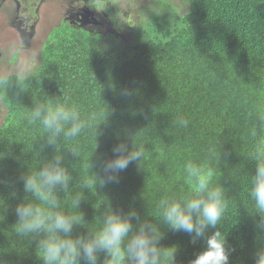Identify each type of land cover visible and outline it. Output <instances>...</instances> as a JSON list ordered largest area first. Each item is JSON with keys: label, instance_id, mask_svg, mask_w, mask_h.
Masks as SVG:
<instances>
[{"label": "trees", "instance_id": "obj_1", "mask_svg": "<svg viewBox=\"0 0 264 264\" xmlns=\"http://www.w3.org/2000/svg\"><path fill=\"white\" fill-rule=\"evenodd\" d=\"M185 1L187 13L167 7L159 19L165 23H150L131 44L62 25L25 87L11 75L0 88L7 109L0 124V264H44L39 243L49 233L18 234L16 209L47 206L25 190V178L57 158L69 180L53 189L52 210L79 217L62 238L90 239L116 214L129 219L133 233L156 229L157 247L173 253L162 264H191L217 231L228 264H256L264 213L250 188L253 148L264 137V0ZM49 102L75 108L85 125L77 136L64 134L71 122L53 138L42 118L32 121ZM122 144L144 155L106 171ZM189 161L214 170L211 186L226 201L221 219L201 237L174 230L159 214L161 200L192 197ZM105 259L98 252L96 264ZM79 264L89 261L81 255Z\"/></svg>", "mask_w": 264, "mask_h": 264}, {"label": "clouds", "instance_id": "obj_2", "mask_svg": "<svg viewBox=\"0 0 264 264\" xmlns=\"http://www.w3.org/2000/svg\"><path fill=\"white\" fill-rule=\"evenodd\" d=\"M88 6L97 10L100 8V0H89ZM112 7L114 6L108 5V11ZM167 11L166 7L164 13ZM116 27L118 26L113 25L111 29L115 34ZM22 63L23 61H20L10 65L7 70L0 71V88L9 84L12 72L16 73L13 75H16L20 87H25L24 80L30 70L27 67L22 68ZM31 118L32 121L42 118L43 127L52 133L53 138L64 132L63 125L69 122L71 127L64 133L68 137L77 136L85 127L79 120L75 108L68 109L62 104L53 105L51 102L47 107L36 108L31 113ZM180 123L187 125L186 120H180ZM117 152L119 155L108 162L106 171L115 173L124 170L131 161L139 160L144 155L142 148L128 152L127 145L123 144L117 148ZM253 156L257 160V169L251 180L250 196L255 207L264 213V137L256 142ZM185 171L188 174L192 197L184 200L183 203L174 199L161 200L159 214L174 230L195 233L196 237H201L207 226L214 227L221 219L226 201L222 189L211 186L214 176L211 167L189 161ZM68 180L69 176L66 170L60 167L57 158L54 164L25 178V190L34 193L35 197L47 206L28 203L16 209L19 217L16 226L18 234L35 233L40 230L49 233L48 237L39 243V255L44 264H79L81 255L89 261V264H96L97 254L101 251L106 253L104 264H127V262L162 264V257L165 259L172 257L173 253L157 247L158 233L154 227L141 226L138 232L133 233L129 219L116 214L108 215L102 227L90 239L62 238L58 234L70 233L73 222L79 220L77 216H68L52 210L57 207L53 189L57 185L66 187ZM207 245V250L199 254L191 264H228L225 240L219 231L208 240ZM256 264H264V250L257 253Z\"/></svg>", "mask_w": 264, "mask_h": 264}, {"label": "flooded vegetation", "instance_id": "obj_3", "mask_svg": "<svg viewBox=\"0 0 264 264\" xmlns=\"http://www.w3.org/2000/svg\"><path fill=\"white\" fill-rule=\"evenodd\" d=\"M128 2V0H126ZM89 0H0V65H4L2 54L5 48L14 47V41L11 35H16L20 39V47L24 46L31 49L38 42L35 39L37 35H41V29L46 33L40 46L39 62L35 69L41 63V53L46 38L52 32L59 34V27L62 25L73 26L75 28L87 29L95 34L100 40L107 41V36L113 34L115 40L119 37L112 32V26L125 27L127 24L124 20H114L113 17L119 16L116 13L115 3L108 11L106 0H100V8L95 10L88 6ZM156 7L153 10L157 14H163L165 8L160 4L159 0H155ZM103 5V8L101 7ZM66 7L65 12L61 8ZM86 11L89 14H84ZM113 13V16L110 15ZM153 11L149 12L152 13ZM129 11L125 14L128 18ZM142 12L136 18H145ZM97 27V28H95ZM120 40V39H119ZM20 54L15 49L13 55L9 59V63L16 62ZM33 64L35 62L32 60ZM34 66V65H33ZM32 67V66H30Z\"/></svg>", "mask_w": 264, "mask_h": 264}, {"label": "rangeland", "instance_id": "obj_4", "mask_svg": "<svg viewBox=\"0 0 264 264\" xmlns=\"http://www.w3.org/2000/svg\"><path fill=\"white\" fill-rule=\"evenodd\" d=\"M115 3V9L117 14L119 16L113 17L114 20H124L127 24L125 27L118 26L116 27L117 33L116 35L119 37L120 41L125 43H131V37L132 36H138L143 35V33H147L146 29L148 25L154 21H159L160 23H165V20L160 21L162 15L168 16V12H165L163 14H157L153 8L156 7L155 0H106V4L110 3V7ZM160 4L163 5L164 8L166 7H172L177 12H181V14L187 13L189 11V7L185 0H159ZM103 8V5H101ZM62 12H65L66 7L61 8ZM127 11H129L128 18H126L125 14H127ZM153 11L152 13H149ZM144 13L146 15L145 18H136L141 13ZM83 13L89 14L86 11H83ZM110 15H113L112 12H110ZM97 28V27H95ZM45 32L41 29V35H37L34 40L38 42L36 46H32L31 49L24 46V49L19 48L20 47V39L16 37V35H11V40L14 41L13 46L5 48L3 50L2 54V61L1 63H4V66H0V71L7 70L10 65H15L20 61H23L21 64V67H27L28 70H30L28 75H32L34 73L36 64L39 62V52H40V46L41 43L45 37ZM53 43V34H49L46 38V41L44 43V47L49 46ZM128 46V45H125ZM43 47V48H44ZM15 49L19 51L20 55L19 59L16 62L9 63L10 58L13 55ZM122 51V50H121ZM32 60L35 62L33 64ZM34 65V66H33ZM32 66V67H30ZM16 74L15 72H12L11 75ZM7 109L3 106L1 102L0 97V124L3 122V119L6 115Z\"/></svg>", "mask_w": 264, "mask_h": 264}]
</instances>
